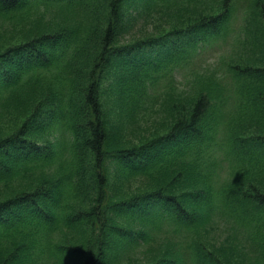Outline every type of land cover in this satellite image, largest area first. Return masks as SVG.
<instances>
[{
	"label": "trees",
	"instance_id": "trees-1",
	"mask_svg": "<svg viewBox=\"0 0 264 264\" xmlns=\"http://www.w3.org/2000/svg\"><path fill=\"white\" fill-rule=\"evenodd\" d=\"M96 1L0 0V14L21 19L30 8L61 9L57 20L37 19L19 41L0 42V94L23 83L37 93L22 126L2 131L0 124V264H126L120 250L136 247L132 264H264V65L230 63L222 77L228 86L218 76L197 78L189 97L169 93L160 101L166 120L146 129L136 145L125 146L121 130L113 133L103 97L112 92L110 104L127 119L139 113L143 98L160 94L151 92L168 71L227 34L238 0H219L208 13L203 5L176 11L184 25L134 41L123 33L132 21L126 0H100L101 11ZM169 1L134 0L143 8ZM72 5L86 15L63 17ZM257 14L264 20L262 10ZM229 96L240 102L230 123ZM13 108L12 99L0 101L4 113ZM67 114L72 140L58 154L54 144L38 140L37 128ZM53 162L63 165L55 176L42 173L30 188L7 193L3 184ZM222 162L228 173L236 169L226 180L216 171ZM165 166L172 168L163 174ZM115 169L163 182L114 197ZM209 215L247 230L254 257L241 262L234 255L244 257L243 250L218 252L191 237L181 249L170 238V226L190 229Z\"/></svg>",
	"mask_w": 264,
	"mask_h": 264
},
{
	"label": "rangeland",
	"instance_id": "rangeland-1",
	"mask_svg": "<svg viewBox=\"0 0 264 264\" xmlns=\"http://www.w3.org/2000/svg\"><path fill=\"white\" fill-rule=\"evenodd\" d=\"M218 2L219 0H171L168 3H161V5L152 4L148 6L149 4H145L148 7L143 8L137 6L134 0H126V12L130 14L132 21L126 25L125 31L123 32L126 38L125 40L134 38L131 40L134 41L144 36L164 33L175 26H182L186 22L176 18L178 13H180L176 11L182 12V10L192 6L203 5L205 13H208V8H214ZM96 5H99L97 7L98 11L104 10L100 0L96 1ZM257 10H262L264 13V0H238L236 14L227 35L216 41L204 44L200 51L190 58L189 69L185 68L180 72L178 69H174L172 73H170L171 70L168 71L169 73L159 82L161 86L152 89L151 92H160V94L155 93V97L143 98L139 113H134L132 117H129L130 119L125 118L126 116L124 114L118 115L115 108L110 104L109 98H114L112 92H107L106 95H103L105 109L109 114V127L114 129L113 133H118L117 129L121 130L122 134L120 135L123 142L126 144L125 146L136 145L143 142V134L146 129L156 126L157 122H160L161 119H163V122L166 120L163 115L164 109H160V104L162 103L160 101L162 98H166L169 93L177 92L174 96L176 97L178 96V92L181 91V96L189 97L197 78H201V80L202 78L209 79L210 77L216 78L217 76L225 78L227 66L230 63L264 65V20L260 15H256ZM60 11L61 9L58 7H49L46 9L30 8L25 14L27 17L23 19H21V16L0 14V42L2 46L16 42L21 38L20 36L28 31V28L31 30L38 24L36 23L37 19L40 21L50 18L52 20H57L58 16L61 15ZM83 14H85V9L73 5L70 9H66L62 12L63 17H81ZM114 72L115 73H112V71H110L106 76V85L111 81V78L116 75L117 71L114 70ZM71 75L74 76L73 73ZM224 78H222L221 81H224L225 86H228L229 83L226 82L228 80ZM23 85L26 88L18 92L15 97H12L11 94L20 90ZM34 88L35 87L30 83H23L17 90L6 94H0V101L9 98L14 102L13 110H10L8 113H4V110L0 109V124L2 131H6L10 127L17 128L20 125L22 126L23 123L27 121L28 116L33 113L37 103V93ZM104 90H106V88ZM166 91L167 95H164ZM174 97L172 100H174ZM235 104V98L229 96L225 107L234 108L229 123L237 112L240 102ZM66 116H68V114L58 121L53 120L51 123L48 122L47 125H42L37 128L38 140L48 145L54 144L55 147H57L56 152H58V154L65 150L67 146L66 143L69 145L72 140V134L70 128H68V125H70L69 119H67ZM26 124L30 126V121ZM8 133L9 132H6V134ZM55 161H57L56 158ZM176 164H179V162H176ZM57 165H60L61 169L63 168V165L58 162L50 163L49 167L42 165L32 169L31 173L3 185L6 190H9L7 193H15V191L21 188H30L31 182L35 178L43 177L41 176L42 173L44 177L53 175L54 168H56ZM171 168L170 166H165L161 173L164 174V172L171 170ZM118 170H111L109 174V181L112 188L111 193L114 197L154 190L163 182V179L153 178L146 173L137 171L138 173H129V175L127 173H121V171ZM235 170L236 169L228 173V167L224 162L216 166V171L220 175L221 180L224 178L226 180L231 177ZM180 180L181 182H188L184 178ZM113 191H119L120 193H115ZM235 227L238 228V226H234L224 217L221 218L218 215H209L206 218L200 217L197 221V225L190 229L177 231L170 226L169 229H172V231L169 236L181 249L188 247V240L190 237L192 241L200 240L202 242L200 244L214 248L218 252H226L235 247V251L243 250L245 256L241 258L235 254L234 259L247 262L250 260V257L253 258L254 254L257 253L256 246L249 242L250 238L247 230L238 228L241 238L235 233L233 229ZM62 235L63 233H59L57 238ZM243 240H245L246 243ZM138 250L140 251V247H136L131 251L130 248L121 249L120 252L126 256L124 263H136L133 261L131 255L137 253ZM141 256L142 254L137 257ZM144 260L145 258L143 261Z\"/></svg>",
	"mask_w": 264,
	"mask_h": 264
}]
</instances>
